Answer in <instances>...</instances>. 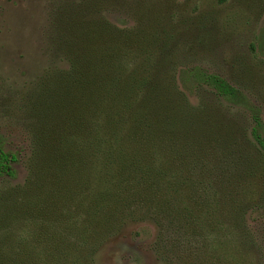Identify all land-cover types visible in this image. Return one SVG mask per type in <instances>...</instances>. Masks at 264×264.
I'll return each mask as SVG.
<instances>
[{"label": "rangeland", "instance_id": "rangeland-1", "mask_svg": "<svg viewBox=\"0 0 264 264\" xmlns=\"http://www.w3.org/2000/svg\"><path fill=\"white\" fill-rule=\"evenodd\" d=\"M261 39L264 0H0V140L16 156L15 177L0 178V246L10 226L17 237L37 238V206L25 205L38 202L36 194L70 214L66 160L44 157L67 147L86 154V135L101 112L89 99L87 116L76 113L71 82L93 81L92 88L110 78L129 85L130 104L141 89L143 106L159 104L154 118L140 110L156 130L122 131L123 119L117 136L160 134L155 146L162 144L165 172L161 179L160 171L121 173L118 194L150 177L151 197L130 199L114 213V229L102 233L90 258L86 252L87 264H264V168L247 139L250 120L182 77L191 67L219 75L258 107L264 124ZM82 60L90 67L80 68ZM19 189V198L6 199Z\"/></svg>", "mask_w": 264, "mask_h": 264}, {"label": "trees", "instance_id": "trees-1", "mask_svg": "<svg viewBox=\"0 0 264 264\" xmlns=\"http://www.w3.org/2000/svg\"><path fill=\"white\" fill-rule=\"evenodd\" d=\"M218 1L221 3L224 0ZM258 45L261 49L260 40ZM73 65L74 63H72ZM78 65L80 68L85 65L89 66L88 60L86 62L82 60ZM89 77L92 78L90 75ZM182 77L185 82L191 85L192 89L207 90L217 100L221 99L225 103L246 112L250 120L247 139L249 138L251 145L253 144L257 149L260 164L264 168V124L261 122L258 107L224 78L214 73H208L199 67L186 69L182 73ZM93 78L102 79V75H96ZM108 79L102 86L92 85V88L90 83L93 81L89 82V87L82 80L73 79L71 82L73 87H76L73 90L78 97L71 102L72 109L80 115L87 116L88 110H92V106L88 104L90 99V102L101 112L100 122L97 120L90 124L95 128L86 135V154L82 155L79 148L73 151L67 147L63 149L64 154L58 153L54 159L53 156L44 157L46 163H52V160L55 162H59V159L66 160L61 169L68 175L69 173L72 174L67 179V181L70 180L67 184L72 182V186L68 188L69 200H71L69 203L70 214L65 215V211L57 208V205L53 203L54 200L50 197L43 196L40 198L36 194L35 197H37L38 202L34 204L31 200L26 199L25 205L30 211L37 206L34 214L41 218L39 221L42 223L37 224L39 233L37 238L39 240L37 241L35 236H32L30 240L26 232L17 237L16 233L11 232L10 226L8 230L2 232L4 241L0 246V264H87V256L91 257L94 249L98 247L97 242L104 238L102 233L109 234L114 229L113 225L108 224L111 219L112 224L116 219L114 213L128 204L130 199H150L152 194L150 177L137 182L138 188L129 190L125 193L127 195L118 194L116 184L122 183V172H130L128 167L144 170L153 174V177L160 171L161 179V171L165 172L162 169L163 161L159 158L162 144L155 146V141L160 137V134H122L120 137L117 136L121 125L127 121L128 123L123 125L122 131L127 127H129L130 132L132 129H140L141 127L152 130H156V128L148 121L146 123L143 120L142 111H140L147 106L141 104L144 90H139L135 94L137 98L130 104V100H128L130 97L129 85ZM150 82L149 78L143 79L145 86ZM184 101L187 103L188 98L185 97ZM149 102L152 104H148L149 108L146 107V112L150 116L153 115L154 118L153 110H156L159 104H153L154 99ZM189 109L197 111L193 107ZM113 117V121L110 120ZM123 119L127 121H123ZM97 128L103 133H100ZM96 130L97 132H95ZM229 132L227 131V133ZM97 134H102L99 138L101 142L99 139L95 140L94 137ZM89 137L93 138L94 141H91ZM100 143L104 144L105 148L98 152ZM122 149H125L127 153H123ZM73 152H75L74 158L72 157ZM155 157L158 161L154 160ZM90 159H97L95 166L92 165L93 161H91L92 163L86 161ZM15 162V154L4 151L0 140V178L13 179L15 177V171L11 168V164ZM81 163H84L85 174H81L82 170L77 168L81 166ZM123 163H125V169ZM155 163L160 164L161 168ZM93 167L97 172H92ZM208 172L210 173L209 170ZM157 181H160L159 178ZM20 193V189L17 193L12 191V195L7 193L9 195L6 196V199L19 198ZM2 203L3 201L0 199V204ZM14 204L20 209L18 201ZM47 226H55L56 229L51 232ZM57 229L60 232H56ZM16 239H20V242ZM53 240H57V242L52 247ZM17 244L19 247H14ZM86 252H89L87 256Z\"/></svg>", "mask_w": 264, "mask_h": 264}]
</instances>
